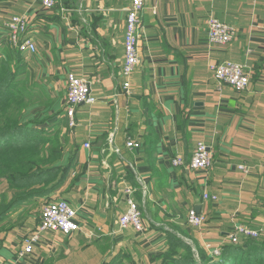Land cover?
I'll return each instance as SVG.
<instances>
[{"label":"crops","instance_id":"obj_1","mask_svg":"<svg viewBox=\"0 0 264 264\" xmlns=\"http://www.w3.org/2000/svg\"><path fill=\"white\" fill-rule=\"evenodd\" d=\"M130 4L57 0L45 9L37 0H0V68L10 71L25 105L21 121L61 140L58 165L70 166L56 192L11 212L6 220L18 223L9 229L0 225V264H102L138 255L147 263L160 260L169 234L209 255L206 245H228L235 224L264 231V0H145L140 62L126 92L121 68ZM12 16L28 21L35 53L21 54L10 44ZM210 17L235 29L227 46L208 44ZM226 61L246 68L245 91L218 87L209 67ZM67 73L90 81L98 99L77 106L72 128L65 115ZM128 139L141 148L128 150ZM199 142L213 153L210 169L171 165L176 156L188 164ZM243 165L248 174L238 169ZM130 189L146 223L142 233L118 223ZM47 199L75 208L79 230L46 231L19 261L22 238L40 221L29 205ZM190 210L204 216L199 228L187 223Z\"/></svg>","mask_w":264,"mask_h":264},{"label":"built area","instance_id":"obj_2","mask_svg":"<svg viewBox=\"0 0 264 264\" xmlns=\"http://www.w3.org/2000/svg\"><path fill=\"white\" fill-rule=\"evenodd\" d=\"M45 9H54L57 6V0H37ZM131 4L127 9L125 16V30L123 53L124 61L122 65L121 76L126 81L122 84L124 90L129 89V81L127 80L134 72L135 68L140 62L139 46L142 39L141 36V19L140 15L144 8L145 0H130ZM28 21L25 17L12 16L6 23L7 38L10 44L21 54L36 52L35 44L32 39L27 37ZM207 40L209 45H216L225 47L230 43L236 33L235 29L221 22L216 17H210L206 22ZM213 73V78L219 88L223 86H230L236 91H245L249 85L250 76L245 67L232 61L222 63H214L209 67ZM67 93L65 97V115L70 128L75 127L74 121L75 109L80 104L91 105L95 104L98 99L92 93L90 81L78 77L73 73L66 75ZM89 147L88 144L84 145ZM125 147L129 150H138L141 148L139 142L128 139ZM114 152L119 154V148H114ZM193 155L188 164H186L183 157H173L170 163L173 167H186L189 170L203 169L208 170L213 165V153L210 147L203 142H199L194 150ZM130 169L140 181L137 176L135 168L131 165ZM245 174H248L249 167L238 166ZM127 210L124 214L119 216L118 223L120 228H133L138 233L146 231V223H144L139 206L134 201L132 194L133 190H127ZM204 199H209L212 202L217 200V197H209L207 194L203 195ZM77 210L71 207L65 200H53L45 203L43 206L40 222L36 229L22 238V248L18 251L16 259L25 261V259L32 253L33 247L38 243L40 236L46 231L58 232L62 235L68 236L79 230V224L76 222ZM204 216L196 213L195 210H190L187 214V223L195 228L203 225ZM263 229H256L245 226L243 224H235L231 232L227 235L228 242L231 245H237L241 239H260ZM206 250L212 258L216 259L220 256L221 247L216 249L211 248V245H206ZM14 264V263H12Z\"/></svg>","mask_w":264,"mask_h":264},{"label":"trees","instance_id":"obj_3","mask_svg":"<svg viewBox=\"0 0 264 264\" xmlns=\"http://www.w3.org/2000/svg\"><path fill=\"white\" fill-rule=\"evenodd\" d=\"M13 80L7 68H0V184L7 183L12 193L10 203H0V222L28 202L45 198L56 192L68 176L69 165H58L61 160V140L38 130L35 122H22L25 105L12 89ZM169 245L161 255V264H252L264 261V241L241 239L237 245H224L220 256L198 259L186 243L169 234ZM123 257L110 263L120 264Z\"/></svg>","mask_w":264,"mask_h":264},{"label":"rangeland","instance_id":"obj_4","mask_svg":"<svg viewBox=\"0 0 264 264\" xmlns=\"http://www.w3.org/2000/svg\"><path fill=\"white\" fill-rule=\"evenodd\" d=\"M250 172V171H249ZM248 172V173H249ZM244 173V172H243ZM12 191L10 192L9 190H8V186H7V183L6 182H3V183H1L0 184V203L2 204L3 203V206H6L7 204H9L10 203V200H11V197H12ZM60 197V199H61V195L59 196ZM51 200L50 199H47V201L45 202V203H47V202H50ZM53 201V200H52ZM45 203L44 202H39V203H35V204H30L29 205V207H30V209H29V211H33L34 212V214L35 213H37L38 214V212L40 211V217H41V212H42V209H43V206L45 205ZM19 209V208H18ZM11 214V213H10ZM9 214V215H10ZM8 215V216H9ZM7 216V217H8ZM7 219V218H6ZM6 219H4L2 222H0V225H2V226H5L6 227V230L7 229H9V227H11V226H9V225H11L12 224V219L10 218L8 221L6 220ZM17 220H20V219H17ZM14 222V221H13ZM16 222V221H15ZM15 222L13 223V224H15ZM40 222V221H39ZM16 223H18V222H16ZM12 224V225H13ZM39 224V223H38ZM202 253H204V255H206V257H208V258H210V259H212L211 258V255H208L207 253H205V252H202ZM194 255H195V257L198 259L199 257H201V253L199 252V253H197V254H195L194 253ZM108 260V259H107ZM111 262V260H108V261H104L102 264H106V263H110ZM120 264H161V260H155V257H153V258H151L150 260H148V262L147 263H144V259H143V257H140L139 255L138 256H136V257H132L131 256V258H122L121 260H120ZM252 264H264V261L263 262H260V261H255L254 263H252Z\"/></svg>","mask_w":264,"mask_h":264}]
</instances>
